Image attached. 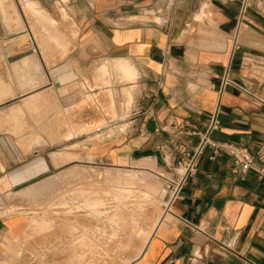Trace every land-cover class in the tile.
<instances>
[{"label": "crops", "instance_id": "crops-1", "mask_svg": "<svg viewBox=\"0 0 264 264\" xmlns=\"http://www.w3.org/2000/svg\"><path fill=\"white\" fill-rule=\"evenodd\" d=\"M241 2L0 0V77L11 74L17 88L28 73L31 89L29 99H0V255L5 241L36 231L28 214L4 207L59 166L36 156L52 149L47 136L71 154L65 164L135 165L163 182L219 103L212 141L264 165V0L252 1L238 28ZM224 76L235 85L222 89ZM24 102L31 109L20 116ZM231 168L228 153L213 157L206 146L126 264H264V184Z\"/></svg>", "mask_w": 264, "mask_h": 264}, {"label": "rangeland", "instance_id": "rangeland-1", "mask_svg": "<svg viewBox=\"0 0 264 264\" xmlns=\"http://www.w3.org/2000/svg\"><path fill=\"white\" fill-rule=\"evenodd\" d=\"M43 74L42 72L40 73L42 78L38 84L45 82ZM26 75V77H22V80L26 78L21 83L22 86L17 88L10 86L12 84L11 74L8 75L6 73L5 82L0 77V82L3 84V87L0 88V93L4 94L0 99H29L28 96L30 94L28 92L31 89L25 86L28 85L29 79L28 73ZM20 94L22 95L21 97H19ZM45 96L44 91H38L37 99H45ZM35 98L33 97L32 99ZM86 99L94 98L87 96ZM29 103L24 102L17 105L14 111L22 116L24 110L31 109V104ZM42 108L37 110V112L40 114L42 111L41 115H44ZM39 114L38 116H40ZM57 119L54 125L62 122L59 112ZM69 136L68 134L65 138ZM47 139L45 146L49 148L51 145L50 148L52 149L37 152L36 156L43 159H49L50 157L52 163L59 166L51 169L46 174L48 178L44 182L34 188H26L21 191V197L17 204L4 207V212L17 210L28 214L31 218L33 229L38 227L36 228L37 231L32 236L25 235L19 242L14 244L5 241L2 245L3 252L0 255V263L125 264L124 262L136 256L132 254L138 253L141 240L146 235V230L150 228L158 216L163 214L169 198L165 182L159 180L155 174L140 169L135 165L65 164L64 162L71 159L72 156L63 151L64 147L57 145L59 136L54 135L51 138L47 136ZM21 158L23 159V157ZM40 163V160L33 162V167L36 171L40 169L41 166H38L41 165ZM61 163L64 164L61 165ZM23 187L22 185L20 190ZM85 201L95 203V216L92 215L94 217L91 218L89 215L91 211H89L85 223L87 226L82 227L80 224L79 227L74 228L65 221L68 208L70 207L72 213L78 216L83 215L78 207L83 206ZM77 211L80 212L77 213ZM124 215L130 217V222L133 225L130 224L131 228L129 226L125 227L130 228L129 230L123 229L124 232L122 231V233L125 235L118 231L120 227L124 226L121 225L123 220H126ZM102 217L108 219L106 224L99 225V222L92 224L90 221L88 222V219L95 221L94 219ZM52 218L55 219L56 225L51 223ZM43 222L47 224L43 226L44 228L41 227ZM83 228L84 230L87 229L88 233L92 232L91 237L94 239L90 242L91 246L77 245L76 237L81 234L80 230H83ZM131 230L132 232L130 233ZM141 231L143 234L140 233ZM115 232L118 235L121 233V235L117 238V236L113 235ZM64 233L67 237L63 235ZM129 238L130 240H128ZM136 242L137 244H135ZM135 250L138 251L135 252Z\"/></svg>", "mask_w": 264, "mask_h": 264}, {"label": "built area", "instance_id": "built-area-1", "mask_svg": "<svg viewBox=\"0 0 264 264\" xmlns=\"http://www.w3.org/2000/svg\"><path fill=\"white\" fill-rule=\"evenodd\" d=\"M252 1L254 0H242L241 10L238 16V28L241 27L242 16L246 9L251 5ZM227 85L235 84L224 76L221 81L222 89ZM218 114L219 103L212 112L210 122L205 131L201 134L197 146L191 151L186 150L185 147H183L179 153V160L173 169L175 175L164 180L166 189L169 193V198L164 207L163 214L170 211V206L178 197L183 183L195 174L197 159L202 154L206 146L212 149L213 157L221 154V152H226L231 156V173L236 177L243 178L246 174L253 173L256 179L264 184V165L258 163L255 157H253L246 148L234 145H220L212 141L211 135L218 128Z\"/></svg>", "mask_w": 264, "mask_h": 264}, {"label": "bare ground", "instance_id": "bare-ground-1", "mask_svg": "<svg viewBox=\"0 0 264 264\" xmlns=\"http://www.w3.org/2000/svg\"><path fill=\"white\" fill-rule=\"evenodd\" d=\"M132 70V69H131ZM132 74V73H131ZM135 77V76H134ZM133 79V78H132ZM128 94V93H127ZM130 98V97H129ZM39 161V160H38ZM39 166V165H38ZM77 205V204H76ZM73 206V205H72ZM94 206H95V203H91V202H87V201H85V203L83 204V206H80V207H78V209L80 210V211H82L81 213L83 214V215H76V214H74V213H72V211H71V209H70V207L68 208V211H67V213H66V217H65V221L69 224V225H72L74 228H77V226L79 227V225L81 224L82 225V227L83 226H87L85 223H86V217L88 216V212L89 211H91L90 213H89V215H90V217L92 218V217H94L95 215H94ZM67 207V206H66ZM77 207V206H76ZM61 208H63V207H61ZM65 208V207H64ZM75 209V208H74ZM80 211H77V213L78 212H80ZM87 211V212H86ZM76 213V212H75ZM85 214V215H84ZM92 215H94V216H92ZM56 217V216H55ZM160 217L161 216H158L155 220H154V222L151 224V226H150V228H148L147 230H146V235H145V237L141 240L142 242H141V246H140V238H139V251L138 250H135V252L136 251H138V253L137 254H132L133 256L134 255H138V254H140V252H141V250H142V248H144V245L146 244V242H147V240H148V238H149V236L151 235V233L153 232V230H154V228L156 227V225H157V222L159 221V219H160ZM124 218L126 219V220H123V222H122V224L121 225H124V226H122V227H120L119 228V232H121L122 233V231L124 232V230L125 229H130L131 227H130V224L132 225V222H130V217H127V215H124ZM37 219V218H36ZM35 219V220H36ZM46 219V218H45ZM44 219V220H45ZM57 219V218H56ZM35 220H33V221H35ZM39 220H40V218H39ZM95 221H91V220H89L88 219V222L90 221V223L92 224V223H94V222H99V225H102V224H106L107 223V221H108V219L107 218H104V217H102V218H97V219H94ZM133 220H134V222L136 223V220L134 219V217H133ZM37 221V220H36ZM51 223L52 224H55L56 222H55V219L54 218H52L51 219ZM58 221V220H57ZM45 222V221H44ZM42 223V225H41V227L42 228H44L43 226H46L47 224L46 223ZM133 222V223H134ZM128 223V224H127ZM139 223V222H138ZM39 224H41L40 222H39ZM50 224V223H49ZM127 224V225H126ZM56 225V224H55ZM66 225V224H65ZM51 226V225H50ZM50 226H47V227H50ZM58 226V225H57ZM60 226V225H59ZM126 226H129L130 228H125ZM133 226V225H132ZM62 227V226H61ZM69 227V226H68ZM81 227V226H80ZM36 228H38V227H36ZM35 228V229H36ZM41 228V229H42ZM67 228V227H66ZM65 228V229H66ZM71 228V227H70ZM69 228V229H70ZM145 228V227H144ZM56 229V228H55ZM65 229H63L64 231H65ZM68 229V228H67ZM80 229V228H79ZM124 229V230H123ZM134 229H136V228H134ZM44 230V229H43ZM46 230V229H45ZM133 230V229H132ZM132 230L130 231V233L132 232ZM137 230V229H136ZM36 231H37V229H36ZM50 231V230H49ZM56 231H57V229H56ZM62 231V230H61ZM71 231H72V229H71ZM70 231V232H71ZM135 231V230H134ZM66 232V231H65ZM80 232H81V234L80 235H78L77 237H76V239H77V245L78 246H91L92 244H90V242L91 241H93V239L94 238H92L91 236H92V232H90V233H88V231H87V229L86 230H84V228H83V230L81 229L80 230ZM63 233V232H62ZM121 233H119V235H121ZM126 233V232H125ZM141 234H143L142 233V231L140 232ZM123 235H125L124 233H122ZM137 234H138V232H137ZM136 234V235H137ZM63 235H65V233L63 234ZM115 237L117 236V238L119 237V235L115 232L114 234H113ZM128 235H132V234H128ZM56 236V235H55ZM66 236V235H65ZM46 237V236H45ZM67 237V236H66ZM56 238H57V236H56ZM72 238V237H71ZM132 238V237H131ZM37 239V238H36ZM55 239V238H54ZM128 240H130V238L128 239ZM36 241V240H35ZM138 241V240H137ZM44 244V243H43ZM135 244H137V242L135 243ZM35 245V244H34ZM84 248V247H83ZM86 248V247H85ZM137 248H138V246H137ZM62 249V248H61ZM84 252V251H83ZM82 252V253H83ZM131 255V256H132ZM132 256V257H133ZM136 256H134V257H136ZM133 257V258H134ZM131 258V257H130ZM130 260H132V259H129V260H127L126 262H124L125 264L127 263V262H129ZM0 264H2V263H0Z\"/></svg>", "mask_w": 264, "mask_h": 264}]
</instances>
